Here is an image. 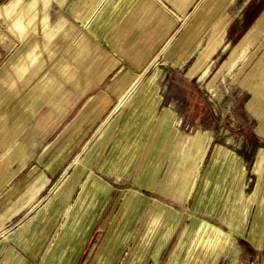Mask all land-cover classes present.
<instances>
[{
  "label": "rangeland",
  "instance_id": "obj_1",
  "mask_svg": "<svg viewBox=\"0 0 264 264\" xmlns=\"http://www.w3.org/2000/svg\"><path fill=\"white\" fill-rule=\"evenodd\" d=\"M209 2L196 0L177 19L168 39L90 132L86 143L56 170H48L47 183L43 184V166L29 164L13 179L8 174L16 171L18 162H8V172L7 165L4 167L0 177V264L23 260L27 264H75V256L62 257L64 250L49 248L50 237L34 249L52 226L47 213L26 221L76 164L86 168L81 160L98 138L100 152L110 160L106 168L112 164L109 168L121 176L132 170L136 176L114 182L120 189L118 199L95 227L64 220L63 226L85 243L76 264H264V130L248 106L252 105L251 85L243 82L264 49V34H253L252 42L224 64L238 39L263 13L264 0H230L218 20L202 27L188 41V48H183L184 39L194 29L193 16ZM36 3L31 10L39 7ZM221 23L226 24L227 44L213 55L203 78L191 77L188 70ZM35 41L26 38L13 53V60L4 67L0 63V158L28 154L22 142L18 145L19 114L12 107L21 108L38 99L39 85L46 83L51 72L50 59L61 52L44 51ZM194 41L198 42L196 48ZM17 56L29 63L19 64ZM149 87L153 88L155 109L141 126L130 107L136 100L148 98L145 91ZM160 142L168 146L164 152L157 149ZM156 154L161 161L154 158ZM239 165L242 173L234 181L231 176ZM82 167L75 170L65 191L54 197V214H65L75 198L76 187L87 174L82 175ZM28 171L32 177H24L12 191ZM102 179L103 186L111 187L108 178ZM234 182L240 184L236 187ZM20 227L23 234L10 240ZM225 236L229 242L224 245ZM65 243L74 250L80 247Z\"/></svg>",
  "mask_w": 264,
  "mask_h": 264
},
{
  "label": "crops",
  "instance_id": "obj_2",
  "mask_svg": "<svg viewBox=\"0 0 264 264\" xmlns=\"http://www.w3.org/2000/svg\"><path fill=\"white\" fill-rule=\"evenodd\" d=\"M32 1L0 0L1 67L14 59L13 53L28 37H33L36 47L44 51L61 52H55L54 59H50L51 72L44 80L48 84L39 85L38 99L21 107L20 116L16 118L17 134L21 137L18 145L22 142L26 146L28 156L1 157L0 177L6 165L8 172V162L17 161L16 171L8 177H18L29 164L32 168L43 166L45 184L49 179L46 174L50 175L48 170H56L59 164L72 157L86 143L90 132L99 125L115 101L133 85L143 67L149 64L168 39L177 19L182 18L196 0H37V6L44 5L41 18L45 26L40 30L26 21ZM16 60L19 64L22 61L23 64L29 63L26 58L17 57ZM99 140L87 157L81 160V164L89 170L76 164L52 189L39 210L26 221L47 213L52 223L35 250L50 237L49 248L64 250L62 257L75 256L76 264L85 243L63 226L64 220L79 226L95 227L99 220L105 219L106 209L114 208L118 199L115 197L120 189L115 187L114 182L131 177L136 172L132 170L131 174L121 176L118 171L109 168L112 164L106 168L110 160L100 152ZM80 167L82 175L87 174L76 187L77 193L68 212L61 216L54 214V197L65 191L75 170ZM29 171L17 181L12 191L18 189L24 177H32ZM105 177L111 182V187H95L96 183L103 186L102 178ZM22 227L10 240L23 234ZM66 240L78 243L80 247L74 250L66 245ZM20 263L27 264L24 260Z\"/></svg>",
  "mask_w": 264,
  "mask_h": 264
},
{
  "label": "bare ground",
  "instance_id": "obj_3",
  "mask_svg": "<svg viewBox=\"0 0 264 264\" xmlns=\"http://www.w3.org/2000/svg\"><path fill=\"white\" fill-rule=\"evenodd\" d=\"M229 1L230 0H210L207 8L203 9V7H202V8L198 9V11L195 13V15L193 16V19H192V25L194 26V29H192V31H190L188 33V35L186 36V38L184 39V42H183L184 47L183 48H188V46H189L188 41L195 38L199 34V32L201 31L202 27H205L207 25H213L218 20L219 14L221 13L223 8L226 6V4ZM36 2H37V0H33L31 2L30 6H29L30 10L28 9V11H27L26 21H27L28 25L35 26L37 29L40 30V29H43L45 26V21L43 18H41V12L43 10L44 5L41 4L37 9L35 8L34 10H31ZM225 33H226V24L225 23H221L220 25L215 27V29L212 32L211 37L208 39V41L206 42L204 47L198 52L196 60L194 61L193 65L190 67V69L188 70V74L191 77L198 76L200 78H203L207 74V72H208V66L207 65H208L209 61L211 60L213 55L216 53V51L218 49H220V47H222L224 44L225 45L227 44L226 41H224ZM253 34H264V11L262 14H260L256 18V21H255L253 28L245 31L242 34V36L238 39V41L236 42V44L232 48L231 52L229 53V55L226 57L224 64L229 63L232 60V58L235 55H237L238 52H241V50H243L248 43L252 42V40H253L252 35ZM197 44H198V42H195V44H193L192 46L194 48H196ZM190 47H191V45H190ZM177 61L178 60H176L175 62H177ZM258 78H259V81H258ZM212 81H213V78L206 84V86L208 88L211 87ZM243 82H245V84H244L245 86L251 85L252 99H251L249 104H252V105H248V106L251 107V109L255 113V115L258 116V118L260 119V122L262 123L261 124L262 129L264 130V49H263L262 53L260 54V56L257 58V60L252 65L249 72L244 77ZM255 83H257V84H255ZM152 90H153L152 87H149L146 89L145 92L146 93L148 92L147 93L148 98L145 101L138 99L134 103H131V107H130L131 110L130 111L132 113H134V115H135V117H136V119L140 125L143 123V121H145V117L147 115L152 114L154 112L155 105L151 104V102H152L151 100L153 97V91ZM12 108L16 109V112H18V114L20 116L21 111L20 112L18 111L19 107L15 105ZM162 142H165V141H162ZM162 142L157 144V147H158L157 149L158 150L160 149L161 151L163 150V152H164L166 150V147H168V146L167 145L163 146L164 144H162ZM177 151H178V153L180 152L179 148L177 149ZM27 156H28V154L26 156H24L23 158H27ZM156 157H158L159 161H161V159L159 158V156L157 154L154 156V158L156 159ZM255 163H254V166L257 168V166H259V164H258L259 159ZM238 167H239V169L238 170L235 169V172L231 176V178L234 179V181H238V179L240 178L241 173H242L241 166L239 165ZM43 179L45 180L46 178L43 176ZM234 183L237 184L236 187L240 184V183L238 184L237 182H234ZM95 187H98V188L101 187L102 188L104 186H102V185L100 186V183H96ZM37 190H38V188H36L34 191L37 192ZM130 190H133V189H130ZM68 208L69 207L66 206L65 213L68 210ZM6 236L7 235H5L4 237H6ZM227 238H226V236H225V238L224 237L222 238L223 239L222 242L224 245L227 242ZM18 264H21V263L18 262Z\"/></svg>",
  "mask_w": 264,
  "mask_h": 264
}]
</instances>
